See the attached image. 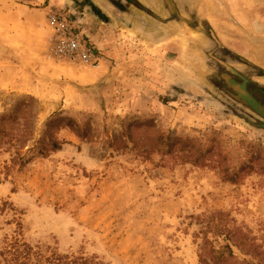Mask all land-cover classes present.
<instances>
[{
  "label": "rangeland",
  "instance_id": "1",
  "mask_svg": "<svg viewBox=\"0 0 264 264\" xmlns=\"http://www.w3.org/2000/svg\"><path fill=\"white\" fill-rule=\"evenodd\" d=\"M211 5L0 0V129L17 136L0 147V250L264 264V34L230 51ZM65 23L90 57L55 54ZM153 130L169 152L134 144Z\"/></svg>",
  "mask_w": 264,
  "mask_h": 264
},
{
  "label": "crops",
  "instance_id": "2",
  "mask_svg": "<svg viewBox=\"0 0 264 264\" xmlns=\"http://www.w3.org/2000/svg\"><path fill=\"white\" fill-rule=\"evenodd\" d=\"M204 7L202 20L214 29L221 43L242 57L252 56L253 47L248 35L264 34V1L210 0Z\"/></svg>",
  "mask_w": 264,
  "mask_h": 264
},
{
  "label": "trees",
  "instance_id": "3",
  "mask_svg": "<svg viewBox=\"0 0 264 264\" xmlns=\"http://www.w3.org/2000/svg\"><path fill=\"white\" fill-rule=\"evenodd\" d=\"M4 115H1L0 119H3L1 117ZM147 126L153 128V125ZM15 128L14 126H4L0 129V147L4 140L10 141L14 137L17 138L14 134ZM136 133L139 134L132 138L135 145L146 146L147 151L163 152L164 150L169 152L170 143L166 142L161 132L153 130L149 135L143 134L141 131ZM51 146L57 148L58 142L53 140ZM256 260L258 264H262L257 256ZM0 264H97V262L91 257L80 255L53 253L46 256L40 250L34 249L30 243L14 238L0 250Z\"/></svg>",
  "mask_w": 264,
  "mask_h": 264
},
{
  "label": "built area",
  "instance_id": "4",
  "mask_svg": "<svg viewBox=\"0 0 264 264\" xmlns=\"http://www.w3.org/2000/svg\"><path fill=\"white\" fill-rule=\"evenodd\" d=\"M60 29V28H59ZM57 42L54 43L53 50L59 57L72 55L73 52H80L83 57H90V48H84L76 39V36L71 32L68 23L62 25L60 32L56 34ZM59 36L61 40H59ZM84 59V58H82Z\"/></svg>",
  "mask_w": 264,
  "mask_h": 264
},
{
  "label": "water",
  "instance_id": "5",
  "mask_svg": "<svg viewBox=\"0 0 264 264\" xmlns=\"http://www.w3.org/2000/svg\"><path fill=\"white\" fill-rule=\"evenodd\" d=\"M260 109L262 110V107H260Z\"/></svg>",
  "mask_w": 264,
  "mask_h": 264
}]
</instances>
